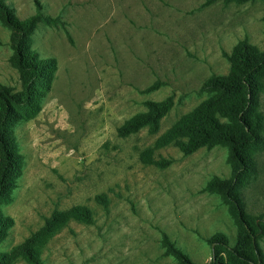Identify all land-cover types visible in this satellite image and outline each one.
Wrapping results in <instances>:
<instances>
[{
    "label": "rangeland",
    "instance_id": "rangeland-1",
    "mask_svg": "<svg viewBox=\"0 0 264 264\" xmlns=\"http://www.w3.org/2000/svg\"><path fill=\"white\" fill-rule=\"evenodd\" d=\"M4 1L21 20L38 11L49 18L24 45L53 60L32 84L34 97L13 105L18 121L5 127L21 156L10 194L0 197L9 219L5 264H30L22 244L39 249L40 264H182L164 235L194 264H212L214 255L238 264L211 242L221 234L228 248L246 244L234 202L206 187L215 178L232 181L241 211L261 229L264 263V121L259 142L243 152L245 171L227 145L183 154L166 137L210 97L235 96L209 81L228 72L223 53L240 40L264 50V0ZM9 36L0 21V85L16 92ZM147 101L168 104L157 131L119 135ZM252 112L264 115V93L245 117ZM161 158L172 163H148ZM77 207L90 211L89 221Z\"/></svg>",
    "mask_w": 264,
    "mask_h": 264
},
{
    "label": "trees",
    "instance_id": "trees-1",
    "mask_svg": "<svg viewBox=\"0 0 264 264\" xmlns=\"http://www.w3.org/2000/svg\"><path fill=\"white\" fill-rule=\"evenodd\" d=\"M46 19L49 18L38 11L21 20L11 12L4 0H0V21L10 29L9 46L12 54L9 60L18 72L21 87L19 91L12 92L10 87L0 85V197L10 194L15 176L18 175V163L21 158L13 151L12 135L5 129L19 119L13 105L28 103L34 97L32 84L53 65L52 59H41L37 52L27 49L24 45L26 33L30 32L39 21ZM223 57L229 62L228 72L225 75L213 76L209 85L223 92H235V96L228 101L210 97L186 117V122L177 124L169 130L166 137L169 138L167 142H174L183 154L192 153L203 146L227 145L232 158L239 165V170L245 171L250 162L243 152L259 142L264 121V115L261 112H252L250 117H245V113L258 103L259 96L264 93V50L260 51L243 39L232 48L230 53H223ZM145 106L147 111L126 121L118 129L119 135H128L141 126H147L149 133L157 131L159 117L166 111L168 104L147 101ZM148 163L158 168H165L172 163V160L148 159ZM206 187L224 191L226 196L234 202L235 213L242 223H245L246 247L242 245L238 248H228L227 239L221 234L213 237L211 242L226 248L238 264H264L257 240L261 229L258 228V224L252 222L248 214L241 211L238 195L230 191L232 181L215 178ZM73 211L75 215L81 217V220H90L88 209L77 207ZM8 221V217L0 210V242L7 235ZM27 242L31 241L27 240ZM162 243L182 264H194L181 249L168 240L167 236H163ZM21 247L24 251L23 259L26 262L40 264L37 247L32 248L27 244H22ZM5 263V255L0 254V264ZM212 264H218L215 255Z\"/></svg>",
    "mask_w": 264,
    "mask_h": 264
}]
</instances>
